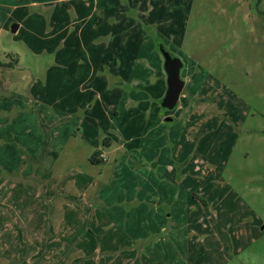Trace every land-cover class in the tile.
I'll use <instances>...</instances> for the list:
<instances>
[{
  "label": "rangeland",
  "instance_id": "374dc122",
  "mask_svg": "<svg viewBox=\"0 0 264 264\" xmlns=\"http://www.w3.org/2000/svg\"><path fill=\"white\" fill-rule=\"evenodd\" d=\"M7 55L0 264H264V0H0Z\"/></svg>",
  "mask_w": 264,
  "mask_h": 264
},
{
  "label": "water",
  "instance_id": "95a60500",
  "mask_svg": "<svg viewBox=\"0 0 264 264\" xmlns=\"http://www.w3.org/2000/svg\"><path fill=\"white\" fill-rule=\"evenodd\" d=\"M18 27H14L15 32ZM164 57V70L167 76V92L162 99L161 106L167 110H174L185 89V81L181 78L183 63L179 58L173 57L169 52L161 47ZM172 118H166V122H171Z\"/></svg>",
  "mask_w": 264,
  "mask_h": 264
},
{
  "label": "crops",
  "instance_id": "0c3cea01",
  "mask_svg": "<svg viewBox=\"0 0 264 264\" xmlns=\"http://www.w3.org/2000/svg\"><path fill=\"white\" fill-rule=\"evenodd\" d=\"M4 55H6L5 52H4ZM4 57H5V58H4V61H3L4 63H10V64H12V65H14L15 63H18L17 60L12 59V58H11L10 56H8V55H7V56H4ZM8 58H10L12 61H11V60L9 61ZM165 74H166V73H165ZM166 79H167V76H166ZM161 102H162V100H161ZM161 102H160V103H161ZM41 147H42L41 144H39L38 146H36V150H35V152L39 153V151L41 150ZM97 157H98V160H100L101 162L103 161L102 158L100 157V155H98ZM37 164H38V165L35 166V167L37 168V169H36V173H37V175H39V174L41 173V171H42V168L40 167V165H41L40 160L37 162ZM82 195H85L84 192H82ZM97 200L100 201V199H98V198H97Z\"/></svg>",
  "mask_w": 264,
  "mask_h": 264
},
{
  "label": "trees",
  "instance_id": "16d2710c",
  "mask_svg": "<svg viewBox=\"0 0 264 264\" xmlns=\"http://www.w3.org/2000/svg\"><path fill=\"white\" fill-rule=\"evenodd\" d=\"M0 67H13V65L12 64H10V63H4L1 59H0ZM55 155V154H54ZM98 154H95L94 155V157L92 158V162L93 163H98V162H100L99 160H98ZM49 175V172L48 171H45V177H47Z\"/></svg>",
  "mask_w": 264,
  "mask_h": 264
}]
</instances>
